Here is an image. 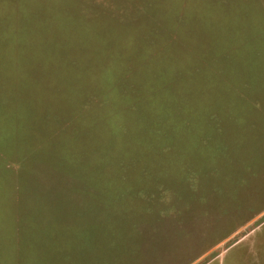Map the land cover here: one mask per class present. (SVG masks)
Wrapping results in <instances>:
<instances>
[{"label": "rangeland", "instance_id": "obj_1", "mask_svg": "<svg viewBox=\"0 0 264 264\" xmlns=\"http://www.w3.org/2000/svg\"><path fill=\"white\" fill-rule=\"evenodd\" d=\"M0 149V264H264V0H0Z\"/></svg>", "mask_w": 264, "mask_h": 264}, {"label": "trees", "instance_id": "obj_2", "mask_svg": "<svg viewBox=\"0 0 264 264\" xmlns=\"http://www.w3.org/2000/svg\"><path fill=\"white\" fill-rule=\"evenodd\" d=\"M61 62V64L63 65V67L67 70V71H70V72H73V70H77V69H80V68H83V67H85V66H80L78 63H76V62H74V61H70V60H62V61H60ZM108 83L109 81H105L104 83ZM115 82H116V80H115ZM109 84L111 85V84H113V82H109ZM70 86V85H69ZM74 86H76V85H73V86H71V87H74ZM102 86H105V84H103ZM59 128V127H58ZM58 128H57V130H58ZM52 130H53V126H48V131H47V134H52ZM46 134V135H47ZM42 141H43V139H42ZM3 153H5L4 152V150L2 149H0V154H3Z\"/></svg>", "mask_w": 264, "mask_h": 264}]
</instances>
